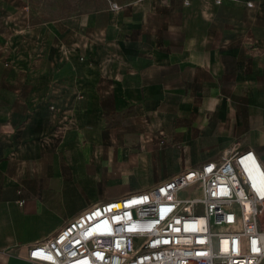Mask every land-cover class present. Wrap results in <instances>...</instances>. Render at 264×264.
<instances>
[{"label":"crops","instance_id":"crops-1","mask_svg":"<svg viewBox=\"0 0 264 264\" xmlns=\"http://www.w3.org/2000/svg\"><path fill=\"white\" fill-rule=\"evenodd\" d=\"M228 1L252 19L241 37L238 30L235 36L232 29L219 30V44L208 37L198 49L154 47L148 53L155 55L149 58L133 61L131 55H124L122 61L98 64L93 88L86 93L81 89L92 107L83 105L73 113L99 118L92 124L103 129L98 133L108 128H122V132L99 139L85 137L81 142L79 135L64 131L61 142L71 146L63 154L50 152L51 143L59 139L51 138L57 137L55 132L45 137L41 135L46 132L27 133L21 142L17 138L18 149L27 148L29 155L34 152L26 157L19 152L4 156L0 141V264H42L28 260L29 248L82 211L148 190L187 168L246 150H253L264 166V0H223L222 4ZM231 18L241 22L236 15ZM124 49L132 53L131 46ZM79 97L62 95L63 100ZM107 98L113 105L100 103ZM134 105L148 121L133 123ZM144 127L162 133L164 146L157 135L156 145L141 146V133L133 128ZM136 159H145L139 168L147 165L142 177L149 182L145 187L131 182ZM31 162L39 167L33 168ZM96 177L105 181L96 187L95 195L101 198L86 204L75 201L73 180Z\"/></svg>","mask_w":264,"mask_h":264},{"label":"rangeland","instance_id":"rangeland-1","mask_svg":"<svg viewBox=\"0 0 264 264\" xmlns=\"http://www.w3.org/2000/svg\"><path fill=\"white\" fill-rule=\"evenodd\" d=\"M222 2L0 0V141L3 155L19 152L20 157L34 156L32 150L29 155L30 150L17 147V138L21 142L27 133L46 132L41 135L45 137L55 132L57 137L51 138L59 139L51 143L50 152L63 154L71 146L67 141L61 142L64 131L79 135L81 142L85 137L99 139L115 135V131L122 132V128H108V132L98 133L103 129L92 124L98 123L99 118L73 113L83 105L92 107V101L85 100L82 94L93 88L97 77L93 79V72L98 64L122 61L124 55H131L133 61L140 56L149 58L155 55L148 53L154 47L198 49L208 37H212V43L219 44L222 39L219 30L232 29V35L240 32L241 37L243 30L251 27L249 13L237 10L231 1ZM233 15L241 22L232 21ZM124 46H131L132 53H127ZM63 94L80 95V99L63 100ZM100 103L111 106L114 102L107 98ZM137 106H132L133 123L148 121V116L134 109ZM66 110L72 112L66 113ZM133 132L141 133L139 141L143 147L156 145L155 135L159 137V145L165 144L160 141L163 134L153 128H133ZM35 151L38 154L40 150ZM143 162L145 159H136L133 163V172L137 173L133 174L131 182L140 187L149 183L142 179L147 168V165L139 168ZM31 163L33 168L39 167ZM104 182L99 177L80 178L77 183L81 192L75 201L86 204L100 199L95 195L96 187H102ZM188 196H191L189 190L180 194L182 198ZM38 219L37 213V222Z\"/></svg>","mask_w":264,"mask_h":264},{"label":"built area","instance_id":"built-area-1","mask_svg":"<svg viewBox=\"0 0 264 264\" xmlns=\"http://www.w3.org/2000/svg\"><path fill=\"white\" fill-rule=\"evenodd\" d=\"M186 190L191 196L180 197ZM27 258L42 264H264V166L246 150L187 168L148 190L87 208L30 247Z\"/></svg>","mask_w":264,"mask_h":264},{"label":"flooded vegetation","instance_id":"flooded-vegetation-1","mask_svg":"<svg viewBox=\"0 0 264 264\" xmlns=\"http://www.w3.org/2000/svg\"><path fill=\"white\" fill-rule=\"evenodd\" d=\"M72 184H73V186L75 185V187L73 189H71V192L78 194L80 191L78 190V188L76 186L77 182L73 180Z\"/></svg>","mask_w":264,"mask_h":264}]
</instances>
